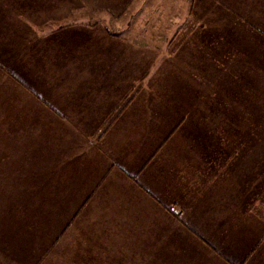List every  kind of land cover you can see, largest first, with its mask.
<instances>
[{"label": "rangeland", "instance_id": "1", "mask_svg": "<svg viewBox=\"0 0 264 264\" xmlns=\"http://www.w3.org/2000/svg\"><path fill=\"white\" fill-rule=\"evenodd\" d=\"M7 8L17 11L18 20L14 34L13 25L12 30L5 26L9 16L2 8L1 32L8 38L0 49V264H168L170 238L162 256L157 252L160 257L153 253V241H130L124 250L128 258L116 252L107 259L95 257L107 227L92 224L95 210L67 209L84 202L87 191V180L77 178L79 171L68 162L83 147L77 137L90 140L103 157L115 161L121 156L137 175L151 163L149 145L138 146L112 127L119 119L122 131L126 117L132 122V110L146 103L142 86L131 79L135 75L117 79L115 64L109 62L111 74L94 69L100 86L83 81L79 88L80 82L64 80L81 74L82 67H89L83 65L95 64L105 52L118 59L121 46L131 59L130 74L144 77L149 70L165 68L160 58L167 57L171 78L183 80L184 75L194 96L206 101V115L202 106L193 114L181 105L177 114L165 107V118L174 117L168 127L177 140L174 149L195 152L200 158L196 169H214L226 177L231 169L236 172V200L221 197L218 210L204 194L210 180L204 184L178 175V181L169 176L160 181L166 194L188 197L191 230L210 235L205 241L216 249L240 240L239 235L256 239L264 234V0H8ZM105 37L103 51L97 44ZM72 84L82 96L70 95ZM96 87L98 98L91 93ZM223 89L230 95L222 98ZM157 102L164 107L160 98ZM218 105L226 111V123L220 125L216 119L224 115L217 112ZM233 108L238 112L231 113ZM182 118L187 123L177 124ZM81 152L79 167L90 154ZM256 211L258 220L251 225L253 217H247ZM232 245L239 248V242Z\"/></svg>", "mask_w": 264, "mask_h": 264}, {"label": "crops", "instance_id": "2", "mask_svg": "<svg viewBox=\"0 0 264 264\" xmlns=\"http://www.w3.org/2000/svg\"><path fill=\"white\" fill-rule=\"evenodd\" d=\"M7 4L8 0H0V49L1 41L8 38L7 34L3 35L1 32V26L3 25L2 8L8 11L6 15L9 16L5 18L6 28L10 27V30H12L13 25L12 32H14V34L17 33V11L14 9L12 12L11 8H7ZM106 39L105 37L97 44L98 49L104 51V45L108 43ZM118 44L123 45V41H118ZM121 47V56L118 57V59H111L110 57H113L111 54L112 52H105V54L99 56V60L96 61L95 64L89 62L83 65L89 67H82L80 69L83 71L81 74H75L77 72H74L71 80H69L71 77L64 79L68 82H76L77 85L78 82H80L81 85H78L79 88L82 87L83 81H90L94 86L98 84L100 86L102 83L101 77L94 72V69H96V71L111 74V70L108 67L109 64L107 63L113 62V64H115V69H113V71L116 72L117 79L119 77L126 79L128 75H135V77L131 79L135 80V85L140 84L142 86V97L146 100L144 106L142 105V107H139L140 104H138L137 107L132 110L130 116L135 113L132 122L129 120V115L126 117L128 120H126V123L128 124L125 125L122 131V127H118L121 123L119 119L112 125V127H114V132L116 130L121 132L119 136L127 140L130 139V137L134 138L137 140L138 146L145 144L150 146L151 163L148 164V166L146 165L147 167L144 166L139 175L134 173V170L130 169L129 166L122 163L121 160L124 159H122L121 156L115 161L109 159V156L108 158L103 157L93 148L92 142L88 139H84L83 135L75 139V142L83 140V147L80 150L75 149L77 150L75 158H73V160H68V162H72V169L76 167L77 171H79L75 174L77 178H85L87 180V191H83L86 193L84 202H79V205L74 206L70 204L67 209L78 211L79 209L86 210L90 208L95 210L98 217L94 218L96 221L92 222V224L107 227L103 230L105 235H102V237L98 239L100 244L96 246L94 256L100 259H107V256L110 254L114 256V252H116L121 255V257L128 258L129 255H126L124 250H129L130 241H153L154 255H157L159 251L160 256H162V248L166 247V243L170 238L168 264H264V249H262L264 246L262 245L264 234L256 237V239H252V234L239 235L240 240H232L223 245L220 249H216V247H214L216 245L211 243L208 244L205 241L208 237L211 238L210 235L206 238L203 234L200 235L192 231L193 229L191 230L190 224L192 222L190 221L188 197H183L180 193H178V195L171 193L166 194L161 186H159L160 181L165 176H169L171 181H178L179 175L180 180L189 181L191 179L200 181L204 184H206V180H210V183L206 184V186L209 187V193L204 192V194H209V199L207 201H212L216 204V207L213 206V210H218V204L222 203L221 197L229 198L230 203H233L238 194L237 185L234 180L236 175L234 169H231L228 177H226V174L219 176V173L214 169L211 170L204 167L196 169L198 168L200 158L195 155V152L179 153L174 149V144L177 143V140L173 139V134L168 128L169 124L174 121V117L173 119L170 117L165 118L167 114L166 110H168V108L165 109V107L171 108V111H168L171 114H174L173 110L177 114L180 105L183 111L187 112L186 114H193L194 108L199 106L204 107L202 112L203 115L209 113L206 111V101L197 98V95L194 96L193 86L190 80H186L184 75H182L183 80H173L169 72L171 70L168 68L171 63H166L169 59H166L167 57L160 58V60L165 61H162L164 64L163 67L165 66V68L160 70L156 68L157 70L155 69V73L151 75L145 73L143 77L141 72L130 74L128 62L131 59H128V54L125 53L124 47ZM103 55H105V57H102ZM157 66H159V64ZM124 70L127 72L126 74H123ZM1 77L0 68V81ZM146 79L148 80L146 81ZM77 85L72 84V89H67L68 92H72L70 95H75L76 97L82 96V92L79 89L76 90ZM131 86L134 87L133 83ZM94 90H92L91 93L93 97L95 96L98 98L101 94L97 87ZM153 93H156L158 96H152ZM222 93L223 94L220 96L225 98L227 95H230L231 92L226 93L223 89ZM159 98L164 104L163 108L161 105L156 106L161 104L157 102ZM192 98L195 99L194 106L191 100ZM155 99L156 101H154ZM77 104L78 102L76 101L75 106H77ZM147 104L149 105L147 106ZM132 106L133 105H131V107ZM114 108L115 106L113 104L112 106H108L107 109H109V111L107 114L109 113L110 115ZM156 108H159V110ZM218 111L220 114H226L225 109H222L220 105H218L217 112ZM71 112L73 114L74 112L76 113L77 108L75 107ZM233 112L237 113L238 110L233 108L231 113ZM116 116V113L112 114L109 118L110 122L114 120ZM193 116L194 115H192V117ZM183 118L177 124L187 123V119ZM216 120V124L219 125L220 123L224 124L223 120L226 123L225 115L222 117L218 116ZM103 124V122L100 124L101 127ZM177 124H175V126H177ZM134 125L137 127L135 128ZM182 126L183 125H180V127ZM141 127L148 129L149 134H146L145 129L143 130L142 128L141 130ZM106 128L107 126L104 130H106ZM184 143H186V141H184ZM88 148H90V150ZM81 151L90 153L88 154L89 159L86 161L88 166L86 162L83 167L78 166L79 163L84 162L82 158L84 153L82 155ZM263 171L264 169L260 172L261 177ZM231 182H234V185H232ZM196 195H198V191L195 196ZM193 204L196 205L195 199L193 200ZM174 211L177 212L175 213ZM258 213L259 212L256 211L255 214L247 217V219L253 217L251 225L257 222ZM216 217L217 213L214 218ZM131 227L133 230L132 234ZM168 227H172L169 233ZM164 228H166V230H162ZM232 238H235V235H233ZM121 241L123 243L121 245L123 248L119 247ZM236 242H239V248H235L232 245V243ZM106 252L110 253L107 255ZM164 256L167 257L168 255L165 254Z\"/></svg>", "mask_w": 264, "mask_h": 264}, {"label": "trees", "instance_id": "3", "mask_svg": "<svg viewBox=\"0 0 264 264\" xmlns=\"http://www.w3.org/2000/svg\"><path fill=\"white\" fill-rule=\"evenodd\" d=\"M57 30H59V27H57ZM153 73H155V69L154 70H149L148 71V75H151V74H153ZM149 79V78H148ZM148 79H146V81L148 80ZM143 81V80H142ZM141 82V81H140ZM118 112V110H116L113 114H115V113H117ZM262 176L264 177V171L262 172Z\"/></svg>", "mask_w": 264, "mask_h": 264}]
</instances>
